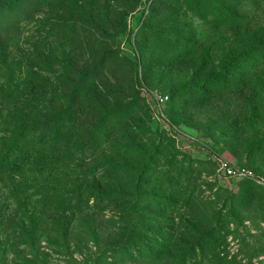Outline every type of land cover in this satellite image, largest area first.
<instances>
[{"label": "rangeland", "instance_id": "1", "mask_svg": "<svg viewBox=\"0 0 264 264\" xmlns=\"http://www.w3.org/2000/svg\"><path fill=\"white\" fill-rule=\"evenodd\" d=\"M214 7L201 0H0V117L40 114L47 139L48 131H62L42 154L47 159L19 168L39 183L27 193L34 196L29 211L56 213L71 227L78 264L98 252L97 242L102 250L111 244L119 222L126 235L138 228L141 251L178 231L188 244L186 264H264V185L219 170L227 160L264 179V0H242L228 24L206 14ZM242 47L248 56L224 74L222 55ZM161 96L169 97L164 118L154 109ZM83 180L90 192L80 200L55 186ZM115 182L127 199L92 211ZM15 200L16 190L0 184L2 251L19 243L9 220L19 211ZM34 227L48 264H66V255L46 245L59 242L44 240L50 227ZM178 260L167 255L161 264Z\"/></svg>", "mask_w": 264, "mask_h": 264}, {"label": "trees", "instance_id": "2", "mask_svg": "<svg viewBox=\"0 0 264 264\" xmlns=\"http://www.w3.org/2000/svg\"><path fill=\"white\" fill-rule=\"evenodd\" d=\"M206 6L215 5L214 10L208 11L206 14L208 16H213L218 24L223 22L224 24L233 23L235 21L234 9L236 6L241 4L242 0H201ZM261 42H255L252 46H256ZM264 43V42H263ZM263 46V45H262ZM247 49L243 47L241 49L232 50L230 53L222 55V72L225 74L228 72L232 64L238 60V58L246 57L244 54ZM191 53L184 56L189 57ZM238 57V58H236ZM233 77H229L230 79ZM178 93L174 95L177 96ZM18 115L8 114V116L2 118L0 117V122L2 123L3 129L0 130V184H7L10 189L16 190V196L19 200H15L14 203L18 206L19 211L14 213L13 216L9 218L11 220V229L14 234H17L16 239L18 244L11 247L10 250L2 251L0 248V264L7 263L8 253H12L13 264H48L50 253H46L45 250L40 246L41 239L43 236H39L38 229L35 226L36 222H43L45 227H50V231L45 236L44 240L55 237L59 242H51L47 240L48 246L52 251V254L59 256L66 255L68 257V262L66 264H78L73 258V253H71V237L70 231L71 227L64 226L61 224L60 216L56 213L50 215H40L38 218L35 216L34 206L33 212L29 211L28 206L31 205V201L34 196L28 195L27 193L38 186V182L32 175L25 177L21 174V168H19V163H34L37 159H47L48 156L42 155L46 150L53 147L59 140V134L62 131L53 130L48 131L50 138L47 139L44 135L46 127L42 124L43 116L37 114L35 116L29 114ZM62 119V117H61ZM60 119V120H61ZM54 155H49L53 157ZM55 161H60L62 159L54 157ZM58 164V163H57ZM57 166V165H56ZM20 174V176L16 175ZM19 178L23 185H15ZM88 182L81 181H65V183H57L56 187L68 188L71 193L78 196L80 200L83 195L90 192L88 187ZM139 183L135 184V192L139 193ZM55 187V188H56ZM112 192H108L105 196L97 199V206L91 209L94 212H101L100 210L104 207H98V205L105 204L108 201H119L122 199L124 201L127 199L123 196L121 192V184L115 182ZM151 195V194H149ZM129 199V197H128ZM137 205V203H135ZM75 215L69 222H75ZM30 225L26 227V225ZM118 226V227H117ZM114 228V232L111 233L110 245L104 248H100L99 242L95 245L98 252L92 257L85 256L82 258V264H124L130 260L132 264H161L163 262L164 256L178 257L177 264H186L189 258V254L186 252L188 244L180 242L177 240L178 236H182V233L167 232L170 233V238L168 240L162 241V243L157 244V241L151 239L149 244L146 245L145 251H141L139 240L136 238V229L133 226L132 231L129 235H126L128 231H123L120 222ZM53 232V233H52ZM135 235V236H134ZM163 240V238H160ZM199 243V242H198ZM198 243L192 246L193 250H197ZM126 251H130V256L122 258ZM110 254V256H108ZM187 255V256H186ZM67 261V259H66Z\"/></svg>", "mask_w": 264, "mask_h": 264}, {"label": "built area", "instance_id": "3", "mask_svg": "<svg viewBox=\"0 0 264 264\" xmlns=\"http://www.w3.org/2000/svg\"><path fill=\"white\" fill-rule=\"evenodd\" d=\"M169 100V97L161 96L159 103L155 104L154 109L158 118H164L163 104ZM219 170L223 173L225 178L228 179H247L255 181L261 185H264V179L256 175L252 170L248 168H240L234 166L227 160H221L219 162Z\"/></svg>", "mask_w": 264, "mask_h": 264}]
</instances>
